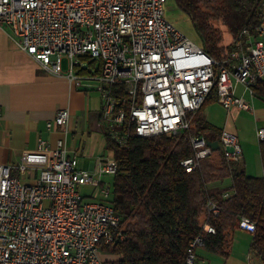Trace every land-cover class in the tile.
I'll return each mask as SVG.
<instances>
[{"label":"built area","instance_id":"built-area-1","mask_svg":"<svg viewBox=\"0 0 264 264\" xmlns=\"http://www.w3.org/2000/svg\"><path fill=\"white\" fill-rule=\"evenodd\" d=\"M262 2L256 33L243 29L223 62L166 17L167 0H0V25L10 27L50 73L62 75L66 57L69 77L96 80L102 127L126 145L131 131L143 137L184 132L188 114L201 108L214 87L228 111L254 110V86L264 81ZM240 84L252 101L238 95ZM69 120L63 107L47 127L65 131ZM257 136L264 139V126ZM189 138L194 152L181 164L191 172L214 150L205 136ZM220 142L228 160L242 159L237 133L223 129ZM117 169L113 156L99 157L98 177L80 168L64 137L55 146L39 137L18 163H0V264H104L100 245L114 241L121 216L106 201L86 200L85 188L100 187L107 198L111 190L101 177ZM14 170H38V176L24 181ZM208 210L217 215L220 207L210 200ZM239 227L252 233L256 224L242 217ZM203 230L216 232L208 222ZM204 245L202 234L191 241L187 264H195ZM248 264L264 263L253 262L249 253Z\"/></svg>","mask_w":264,"mask_h":264},{"label":"trees","instance_id":"trees-1","mask_svg":"<svg viewBox=\"0 0 264 264\" xmlns=\"http://www.w3.org/2000/svg\"><path fill=\"white\" fill-rule=\"evenodd\" d=\"M174 1L190 17L205 50L220 62L241 31L256 33L262 20V0ZM226 34L230 42H225ZM254 96L264 99V81L256 83ZM214 102H218L216 87L197 112L188 114L189 127L180 134L143 137L131 131L126 145H120L103 129L106 150L118 169L112 175L110 195L101 200L121 216L114 241L100 245L104 264H187L188 248L199 234L205 239L203 248L227 259L242 217L256 224L251 260L264 263V173L250 175L241 160L227 159L220 142L223 129L206 117ZM194 135L218 140L220 147L188 172L181 161L193 155L189 137ZM259 148L264 168V139ZM210 200L220 207L217 215L208 210ZM206 222L215 233L203 230Z\"/></svg>","mask_w":264,"mask_h":264},{"label":"crops","instance_id":"crops-1","mask_svg":"<svg viewBox=\"0 0 264 264\" xmlns=\"http://www.w3.org/2000/svg\"><path fill=\"white\" fill-rule=\"evenodd\" d=\"M172 10L174 12L166 11V17L193 39L180 26L185 20L191 21L190 17L178 9L175 1ZM66 69L67 73L63 72L62 75L47 71L33 55L20 46L10 27L0 25V163H18L25 151L36 148L39 137L48 140L52 146H55L58 138L64 137L70 153L76 154L79 164L95 175L99 157L112 156V153L106 150V139L102 130L103 96L99 83L87 77L72 79L68 76V67ZM241 88V94L238 95L245 98L244 94L247 92L244 86ZM63 107L70 110L67 129H49L47 122L53 120L57 111ZM209 107L206 109V117L213 123L208 114ZM251 112L255 121V127H252V141L241 136L234 122L242 114L240 109L227 110L224 125H215L238 134L243 149L241 165L248 174L260 176L264 173V168L257 129L264 126V99L254 104V110ZM14 173L18 174L15 170ZM18 175L22 176L24 181H33L38 176V170ZM251 242V233L236 230L233 234L231 254L220 264H248ZM203 254V263L208 259V264H211L209 251Z\"/></svg>","mask_w":264,"mask_h":264},{"label":"rangeland","instance_id":"rangeland-1","mask_svg":"<svg viewBox=\"0 0 264 264\" xmlns=\"http://www.w3.org/2000/svg\"><path fill=\"white\" fill-rule=\"evenodd\" d=\"M174 6V0H167V4H166V11H171L174 12V10H172ZM180 25V24H179ZM183 30L185 32H187V34H190L191 37H193V40L197 43H201V38L198 34V32L196 31L193 23L189 20H185V22L181 23L180 25ZM231 38H229V36L226 34L225 36V42H230ZM67 58L64 57L63 60V70L65 73H67ZM241 84L239 85L238 88V94H241ZM244 99L250 101L251 100V96L249 93H245L244 94ZM254 102L253 104H258L260 101H262V99H259L257 97H254ZM208 114L210 116L211 121L218 125V126H223L224 125V121L227 117V110L219 103V102H214L211 104V106L208 109ZM242 112V114H240V116H238L234 122H236L237 127L239 128L240 132H241V136L243 138H245L246 140L252 141V137L254 136V132H252V127H255V121H254V117L252 112L250 111H243L240 110ZM232 120H234V117L232 115ZM103 130V127H102ZM255 131V129H254ZM107 154H110L109 152H107ZM80 168H83V165L79 164ZM18 175V174H16ZM20 176V175H18ZM96 176L98 177V175L96 174ZM22 177V176H21ZM101 180H103L105 182V184L109 185L110 190H112V181H113V176L112 175H102ZM227 183H229V180L226 181ZM92 187L91 188H85V192L86 194V200H101L103 198L102 194L100 193V187L93 190L92 191ZM92 193V194H91ZM91 194V195H90ZM207 250H203L202 248H198L196 250V261L195 264H208V259H205V263H203V258L201 257V255H204L203 253L206 252ZM209 254L211 255V264H220L222 263L225 259L213 252L209 251ZM101 256L104 257V255L101 253ZM206 256V255H205Z\"/></svg>","mask_w":264,"mask_h":264},{"label":"water","instance_id":"water-1","mask_svg":"<svg viewBox=\"0 0 264 264\" xmlns=\"http://www.w3.org/2000/svg\"><path fill=\"white\" fill-rule=\"evenodd\" d=\"M209 145L213 148V150H216L220 147V142L218 140H209ZM229 150H232V148L228 147Z\"/></svg>","mask_w":264,"mask_h":264}]
</instances>
